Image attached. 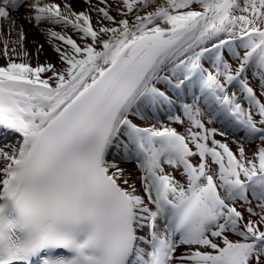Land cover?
Instances as JSON below:
<instances>
[{
  "label": "snow or ice",
  "instance_id": "6c2138e0",
  "mask_svg": "<svg viewBox=\"0 0 264 264\" xmlns=\"http://www.w3.org/2000/svg\"><path fill=\"white\" fill-rule=\"evenodd\" d=\"M79 3L0 0V264H264V0Z\"/></svg>",
  "mask_w": 264,
  "mask_h": 264
},
{
  "label": "bare ground",
  "instance_id": "6f19581e",
  "mask_svg": "<svg viewBox=\"0 0 264 264\" xmlns=\"http://www.w3.org/2000/svg\"><path fill=\"white\" fill-rule=\"evenodd\" d=\"M77 7H78V8L83 7L82 0H81V3H79V4L77 5ZM32 36H33V34L30 33V39L32 38ZM38 39H40V41H41L42 43L44 42L43 37H38ZM29 47H31V45H29ZM44 47H45L44 54H42V55L40 56V60H41V62H43L46 58L54 57V54L52 53V50H51V48L48 46L47 43L44 44ZM0 63H3V61H0ZM177 127H178V130L183 131L182 128H179V126H177ZM217 139H221V137L217 136ZM233 147H235V146L233 145Z\"/></svg>",
  "mask_w": 264,
  "mask_h": 264
}]
</instances>
